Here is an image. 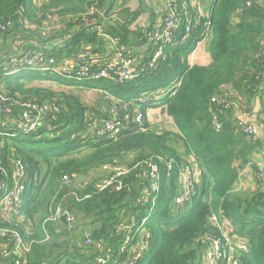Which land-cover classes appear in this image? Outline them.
I'll return each instance as SVG.
<instances>
[{"label": "trees", "instance_id": "obj_1", "mask_svg": "<svg viewBox=\"0 0 264 264\" xmlns=\"http://www.w3.org/2000/svg\"><path fill=\"white\" fill-rule=\"evenodd\" d=\"M127 2L0 0V133L4 134L0 148L3 166L7 168L12 159L21 161L29 180L22 211L33 230L14 228L32 243L25 264H95L97 243L125 262L129 255H118L125 239L118 231L121 224L133 226L132 232L143 231L149 243L136 264H200L206 236H220L211 216L228 219L246 243V251H239L241 264H264V178L257 179L254 192L235 190L240 167L250 161L257 144L241 123L229 117L234 104L249 105L264 92V0H214L210 18L181 44L186 26L182 23L176 44L166 45L156 69L148 67L153 47L142 62L133 55L138 72L124 83L103 79L73 83L50 72L23 69L8 75L3 71L12 60L39 53L57 64H85L92 55L105 52L107 40L93 30L97 26L129 52L147 37L130 29L141 12L125 8ZM95 3L98 11L90 15ZM189 3L178 0L180 6ZM115 8L119 19L112 17ZM86 17L94 21L86 24ZM206 23L211 62L190 67L188 58L202 41ZM48 80L56 86L36 84ZM176 83L173 95L155 104L140 103ZM60 86L72 89L60 90ZM89 91L101 94L100 107L83 102ZM222 100L230 104L229 110L220 104ZM30 102L53 106L55 112L35 132H6L8 126L2 124L16 119L23 104ZM125 104L130 115L141 110L142 124L130 119L117 134L98 137L100 124L113 117L114 107L124 119ZM156 107L162 109V120L154 126L147 112ZM148 161L160 168L158 191L151 196L145 195L152 185L145 169L134 168ZM193 163L198 171L193 196L188 205L176 207L180 173L187 168L193 171ZM115 164L131 169L123 179L124 188L99 191L107 176L103 167ZM65 177L71 179L69 185ZM57 206L72 214L73 225L66 223V217L49 220Z\"/></svg>", "mask_w": 264, "mask_h": 264}, {"label": "built area", "instance_id": "obj_2", "mask_svg": "<svg viewBox=\"0 0 264 264\" xmlns=\"http://www.w3.org/2000/svg\"><path fill=\"white\" fill-rule=\"evenodd\" d=\"M192 5L196 6L194 4ZM250 6L251 1L247 3V7ZM179 7L181 6H179L177 0H168L162 29L161 31H156L151 36L153 50L148 64L150 69H156L158 67L159 61L164 57L166 45L176 44L174 40L175 34L183 22H185L186 26L185 35L181 39V44L188 39L194 28L200 23L198 18L195 20L188 19V7L185 5H182L181 9ZM97 11L95 3L91 8L90 15L95 14ZM199 16H201V11H198ZM91 21L94 20L89 17L84 19L86 24H91ZM93 30H96L100 36V33L104 34L101 26H97ZM102 37L108 41L109 46L112 47V51L118 54L120 59L118 63L96 57L87 61L85 64H78L77 62H73L72 65H66V63L57 64L55 59H48L39 53L10 61L3 65V71L8 75L18 74L23 69L37 72H50L52 75L58 76L57 78L59 79L68 80L73 83H85L101 79L124 83L133 79L138 72V64L132 51L117 50L118 43L116 39L109 38L105 34ZM209 37V23H206L202 41ZM93 66L96 67L95 70H92L94 68ZM178 86L179 83H176L168 90L156 92L153 99H148V97L142 98L140 99V103L145 104L146 102L153 101L155 104L160 99L173 95L174 90ZM220 104L223 105L225 110L231 108L230 104L225 100L220 101ZM123 108L127 110L124 119H121L119 110L114 107L112 111L113 117L101 125L97 134L98 137L117 134L121 125L130 119L138 125L142 124L143 114L139 108L135 109L132 115L129 114L130 110L126 104ZM23 109L16 119L2 124V127L8 126L6 127V132L12 133V131H17L25 135L35 132L45 125L47 117L55 112L53 106L31 102L23 104ZM241 125L245 127V132L248 136L254 135V129L252 127L245 126L244 124ZM220 128L221 125L216 123V129L219 130ZM2 136L4 134L0 133V138ZM6 136L13 137L12 134ZM2 160L3 154L0 148V264H25L32 243L26 241L23 234L14 228H23L28 233L33 230V224L27 220V217L22 211L23 195L29 185V180L21 161L12 159L6 168L2 164ZM139 166L145 169V177L152 181L150 191L145 194L146 196H151L158 191L157 181L160 175V168L157 163L152 161L141 163L134 168ZM102 171L106 172L107 176L99 184L98 190L105 191L111 189L114 192H120L124 188L123 179L130 173L131 169L115 164L104 166ZM255 175L257 179L262 180L264 178V166H258ZM196 176V173L192 172L189 168L184 169L180 173L181 192L175 198L174 204L176 207H184L190 203L194 193L193 181ZM63 181L66 185H69L71 179L65 177ZM144 199L146 200L147 197L143 198L142 201ZM152 205L154 206L155 203L153 202ZM63 217H66V223L68 225H73L75 219L72 214L64 211L60 206H57L56 212L52 214L49 220L60 221ZM210 222L211 225L218 229L220 236H206L204 241L206 247L201 254L200 264H241L239 251H246V243L233 232L231 222L228 219L220 220L215 216H211ZM144 223L145 220L142 222V225ZM131 228L121 224L118 229L119 234H125V239L119 247L118 255L127 253L129 255L128 259L125 262H122V260L119 261L118 258L114 257L115 254H113L112 249L97 243L96 248L99 251V256L96 258L95 264H136L140 256L149 248V243L143 231L140 232V229H138L132 232ZM86 244L91 245L92 243L88 241Z\"/></svg>", "mask_w": 264, "mask_h": 264}, {"label": "crops", "instance_id": "obj_3", "mask_svg": "<svg viewBox=\"0 0 264 264\" xmlns=\"http://www.w3.org/2000/svg\"><path fill=\"white\" fill-rule=\"evenodd\" d=\"M167 4L168 0H128L125 5V8L129 9L131 12H141L137 20L130 27L132 31H142L146 34L147 37L146 40L143 41V43H134L136 46L132 47L130 50L140 62L144 61L150 56V49H152L153 43L151 41V36L154 35L156 31H161L163 18L167 11ZM192 4L196 6H193ZM213 4L214 0H190L189 4L182 5L188 7L187 10L189 13V20H195L198 18L199 22H202V20H205L206 22L210 18ZM115 6H118V3H116ZM118 10L119 9L117 8L114 9V15L112 17L115 19H119ZM198 11H201V16L199 17ZM210 40L211 39L209 37L206 40L198 43L195 50L188 58V64L190 67L196 65L207 66L210 64ZM87 50L89 51L90 49ZM117 50L121 51V49L118 47ZM92 56L94 58L100 57L103 60H110L116 63H118L120 60L118 54L112 51V47L109 46L108 41L105 45L104 54ZM93 57L91 59H94ZM65 88L72 89L69 87ZM261 89L264 90V79L261 84ZM147 113L149 121L152 125L155 126L157 124H160V121L162 120V109L156 107L150 109ZM229 117L241 124H244L245 126H250L254 129V135H252L251 139H253V141H255L257 145L250 161L246 165H241L239 180L235 185V190L238 192H254L259 187V182L255 175V167L264 166V92L260 93L249 105L243 103L234 104ZM151 118L153 120H151ZM102 124H104V122ZM169 127L172 130L175 129L173 126ZM192 168V172H195L196 175H198V171L194 163ZM179 188H181V180L179 181Z\"/></svg>", "mask_w": 264, "mask_h": 264}, {"label": "rangeland", "instance_id": "obj_4", "mask_svg": "<svg viewBox=\"0 0 264 264\" xmlns=\"http://www.w3.org/2000/svg\"><path fill=\"white\" fill-rule=\"evenodd\" d=\"M58 28H59V24L57 25V27H55V30ZM100 34H101V36L104 35L102 33H100ZM76 83H78V82H76ZM36 84H38L39 86H43V87L56 86L53 82H51L49 80L44 81V82H39ZM59 89L60 90H67L65 87H62V86H60ZM98 95H101V94L97 91H89V92H86V95L82 96V100L89 107H95V106L98 107L100 104V99H98ZM152 118H153V116H152ZM152 118H151V120H153ZM78 183H80V182H78Z\"/></svg>", "mask_w": 264, "mask_h": 264}]
</instances>
